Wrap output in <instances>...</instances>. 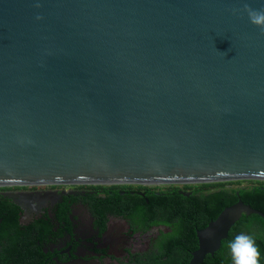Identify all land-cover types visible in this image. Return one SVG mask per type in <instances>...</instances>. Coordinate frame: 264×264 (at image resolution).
Returning <instances> with one entry per match:
<instances>
[{
    "label": "water",
    "instance_id": "obj_1",
    "mask_svg": "<svg viewBox=\"0 0 264 264\" xmlns=\"http://www.w3.org/2000/svg\"><path fill=\"white\" fill-rule=\"evenodd\" d=\"M237 181L264 182V0H0V188Z\"/></svg>",
    "mask_w": 264,
    "mask_h": 264
},
{
    "label": "flooded vegetation",
    "instance_id": "obj_2",
    "mask_svg": "<svg viewBox=\"0 0 264 264\" xmlns=\"http://www.w3.org/2000/svg\"><path fill=\"white\" fill-rule=\"evenodd\" d=\"M248 182L242 184V181L238 187L244 188ZM198 185L203 184H59L0 188V191L30 192L39 197L20 208L19 230L12 234L15 238L8 236L0 242V256L16 253L17 264H168L180 252L191 259L198 248L197 231L210 222L203 218L210 214L208 204L199 206L194 196L201 199L215 191L213 187L199 188ZM233 186L236 187H226ZM170 187L173 189L169 190ZM148 189L155 190L157 196L175 197L169 199L170 207L164 203L155 206L161 217L152 216L147 208L141 212L136 208L134 197L150 206L152 193L148 194ZM114 191L125 197L119 204L112 197ZM166 216L170 218L165 219ZM180 224L186 229L182 233L177 229L175 234L174 229ZM173 236L179 237L175 240ZM11 241H16L13 250L8 249Z\"/></svg>",
    "mask_w": 264,
    "mask_h": 264
},
{
    "label": "trees",
    "instance_id": "obj_3",
    "mask_svg": "<svg viewBox=\"0 0 264 264\" xmlns=\"http://www.w3.org/2000/svg\"><path fill=\"white\" fill-rule=\"evenodd\" d=\"M242 181L237 182H223L216 184H203L198 185L199 188H209L213 187L215 191L209 193L208 196L199 199L197 196L194 198L200 203H207L210 208V214H207V222L214 220L218 214L226 207L233 205L238 200L243 201L245 204L250 205L252 208L261 211L264 214V182H254L249 181L248 185L244 188L238 187ZM227 185H235L236 187H226ZM118 187L119 186H113ZM170 187L169 190H172ZM117 190V189H116ZM148 194L152 193L150 197L151 204L147 207L144 200L139 197L136 198V208L141 212L147 208V211L152 214V216H160L155 206L157 205H167L171 206V201L169 199H175L174 196L161 197L155 194V190L148 189ZM194 193L198 192L195 187ZM116 203L124 200L125 197L120 195L118 191H114ZM130 196V195H128ZM124 198V199H123ZM166 198V199H165ZM92 203V200H90ZM135 207V205H134ZM19 212L20 207L14 204L12 201L0 197V242L6 241L8 236H13L19 230ZM187 216V213L184 214ZM170 218L168 216L165 217ZM207 222L203 226L207 225ZM177 229L180 232H184L186 227L184 224L178 225L174 231L175 234ZM15 238V236H13ZM179 236H173L177 240ZM14 243L16 241L9 242L8 249H14ZM17 248V245L16 247ZM179 257H174L170 260L168 264H187L190 256L183 255L180 252ZM11 258V259H9ZM18 256L16 253L9 256H0V264H17ZM264 263V219L258 215L251 214L249 216L243 215L240 220H238L229 232L228 238L222 242L221 249L216 252L213 256L207 255L203 264H263Z\"/></svg>",
    "mask_w": 264,
    "mask_h": 264
},
{
    "label": "rangeland",
    "instance_id": "obj_4",
    "mask_svg": "<svg viewBox=\"0 0 264 264\" xmlns=\"http://www.w3.org/2000/svg\"><path fill=\"white\" fill-rule=\"evenodd\" d=\"M247 183V181H243V183L242 184H246Z\"/></svg>",
    "mask_w": 264,
    "mask_h": 264
}]
</instances>
